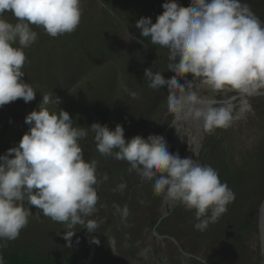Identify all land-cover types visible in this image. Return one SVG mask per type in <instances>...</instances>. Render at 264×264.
<instances>
[{"label": "clouds", "instance_id": "clouds-1", "mask_svg": "<svg viewBox=\"0 0 264 264\" xmlns=\"http://www.w3.org/2000/svg\"><path fill=\"white\" fill-rule=\"evenodd\" d=\"M162 8L155 23L150 17L135 21L142 37L168 49V70L174 74L165 79L151 67L145 68L148 86L169 90L168 108L177 120L200 121L209 133L229 127L239 118L233 115L232 106H201L190 86L195 79L213 91L230 88L242 96L264 91V22L241 0H189L187 7L177 0H166ZM5 13H11L17 22L4 19ZM81 15V0H0V107L17 99L29 103L36 97L37 92L24 81L22 71L26 62L24 49L37 40V32L31 26L57 37L74 32ZM129 39L135 37L129 34ZM188 74L191 81L184 79ZM58 102L55 94L54 98L44 94L38 110L25 116L29 129L18 145L0 155V241L19 237L28 225L32 207L66 226L67 231L62 233L66 247L72 246L76 225L96 233L98 222L86 218L96 212L97 161L86 162L84 148L78 143L89 131L93 134L90 148L96 146L102 155L127 161L130 172L135 170L142 179L154 181L155 194H164L187 209H194L199 222L193 227L197 230L203 231L209 223L217 222L234 201V193L220 181L217 170L192 157L181 158L178 152H170L162 136L135 135L126 139L120 124L114 130L99 122L87 129L73 126L67 111H50L47 107L54 103L57 108ZM246 111H251V105L244 101L241 114ZM107 179L105 173L103 180ZM126 186L122 182L117 190L123 191ZM114 207L127 216L126 206ZM99 243L94 235L89 245ZM4 246L0 243V247ZM91 256L88 250L85 259Z\"/></svg>", "mask_w": 264, "mask_h": 264}, {"label": "rangeland", "instance_id": "rangeland-1", "mask_svg": "<svg viewBox=\"0 0 264 264\" xmlns=\"http://www.w3.org/2000/svg\"><path fill=\"white\" fill-rule=\"evenodd\" d=\"M110 1L115 7L108 6L106 2ZM162 4L160 0H153L149 6L153 12L154 22L163 12ZM122 5L119 0H81V20L77 29L70 34L51 37L43 28L31 26L37 32V40L24 49L26 62L22 71L25 73L24 81L37 93L35 99L29 103L17 99L0 107V155L13 147V140L18 145L22 135L29 129V125L24 122L25 116L34 109L38 110V104L44 94H49L53 98L54 94L59 97L57 108L54 103L47 107L50 111L59 109L71 111L69 115L73 118V126L86 128L93 122L115 126L114 123L121 125V120H117L124 118L126 120L124 129L127 134L130 128L128 125L133 121L134 126H137L136 132L140 131L141 136L147 138L145 134H155L158 130L161 133L172 123L173 115L168 108L169 90L167 88L143 90L144 69L151 67L153 72L165 70L166 64L169 63L168 49L159 45H146L148 38L142 37L139 29L135 27L136 12L132 13L130 5ZM157 7L159 10L153 11ZM115 9L118 11L115 12ZM3 18L13 24L17 22L11 13H5ZM129 34L135 39H129ZM95 42L97 49L93 53L85 54L84 51ZM173 75L170 73L168 77L166 74L163 76L168 79ZM184 79L191 81V74ZM184 79H180V83H184ZM190 87L197 93L198 98L219 101L215 107L230 104L233 115L239 118L234 119L229 127L216 128L211 133L207 132L202 124L201 128L198 127L195 120L190 123L182 120L167 129L165 140L169 151L178 152L181 158L194 159V154L200 164L204 162L205 165L217 170L222 183H226L229 188L233 186L237 188L235 193H238V202L234 207L239 208L237 215L240 216L231 219L229 212H226L221 216V220L228 221V224L221 233L211 234L208 252L211 248L212 253L216 254L214 264H258L259 233H253L249 229L256 224V214L263 199L260 197V190L264 185V95L244 96V101L251 105V111L241 114L243 100L226 102L230 96L237 93L236 91L230 88L227 91H213L195 79ZM77 92L84 100L72 96ZM128 92L136 93V98L128 95ZM121 106L125 110L120 116ZM85 110L89 112L86 113ZM91 112L92 115L89 117L88 114ZM16 132L17 135L13 138ZM84 140L86 138L78 141L82 149ZM96 161L99 162V156L96 157ZM104 161L107 162L101 172L97 168L96 173L98 179L95 186L98 195L96 212L86 218L96 220L99 224L96 230L106 237L102 241L95 235L100 242L99 247L103 249V245L109 240L114 241L115 247H118L125 243L126 238L128 246L132 243V247L139 249L135 257L128 255L129 264H163L162 260L167 262V258L163 256L171 247L170 240H158L154 237L155 232L160 236L157 232L160 223L155 229L154 224L155 218L161 214V200L157 206L156 199L153 207L151 203L148 205L136 203L140 210V217L137 220L129 213L126 217L122 216L114 205L124 208L127 192L125 189L117 190L119 178L110 180L107 172L110 163L121 161L116 160L114 156ZM105 173L108 176L107 180H103ZM30 210L32 215L41 211L34 207ZM31 216L29 222L40 226L41 220ZM116 220L121 221V225L115 224ZM244 223L249 227L248 242L244 246H239L240 237H236L235 234ZM184 228L192 231L193 227L190 225ZM246 230L247 227L242 232ZM112 233L115 234L113 239ZM91 245L88 246V250L93 251V257L97 244ZM229 252L235 254L234 258L230 257ZM114 261L115 259H110V262Z\"/></svg>", "mask_w": 264, "mask_h": 264}, {"label": "flooded vegetation", "instance_id": "flooded-vegetation-1", "mask_svg": "<svg viewBox=\"0 0 264 264\" xmlns=\"http://www.w3.org/2000/svg\"><path fill=\"white\" fill-rule=\"evenodd\" d=\"M171 125L172 123L169 126L165 127L161 131V133L159 132V130L158 132L156 131L155 135H158L160 133L159 136H162L163 131L166 128H170ZM108 128L110 130H114L115 126L110 125L108 126ZM167 134L168 133H166L165 137H163L164 139H166ZM175 137L178 139V136L176 134ZM193 156L194 159H197V157L194 154ZM121 162L124 164V166L127 165V161H121ZM198 162L200 163L199 159ZM202 165H205L204 162H202ZM122 179L125 181L127 185V189H126L127 197L125 199V203L128 208V213L131 216H133L136 220L140 217V210L136 206V203H141L142 205H148L149 203H151V207H153V202L156 199L158 200L157 206L161 200V214L155 218L156 221L154 224L155 226L153 225L155 229L157 224L160 223V227L158 228L157 231L160 236H157L155 234L156 233L155 231H154L155 233L154 232L153 233H154V237L158 238V240L169 239L171 242V247L165 251L163 256V258L164 257L167 258V262L162 260L163 264H203L204 260L206 264H214V258L216 254L212 253L211 248H210V252H208V246L212 240L211 234H213L214 232L221 233L224 226L228 224V221L221 220L220 217L217 222L209 223L208 227L205 230L203 231L197 230L193 227L194 224L199 222L196 218L195 210L187 209L179 202H174L170 200L164 194H160V195L155 194L153 191V184H152L154 183V181H147L145 179H142L137 174L136 171H134L133 173L131 172V174H129L127 177H124ZM235 196L236 198L234 199V201L227 205L226 212H229V214L231 215V219L240 216L237 215L239 208L234 207L235 204L238 202L237 195ZM262 198L264 199V196ZM257 221H258V212L256 214V224L252 225L250 229L248 226H246L245 223L238 228L235 234L236 237L243 236L242 230L245 227H247L244 238H242L243 240H246V243L239 244V246H244L245 244H247L248 229L253 233H259ZM114 223L117 224L118 226L121 225V221L116 220ZM190 225H192L193 227L192 231H190L188 228H184ZM94 235H98L99 240L102 241H104L106 238L104 235L100 233H92L91 238ZM114 235L115 234L112 233V239ZM124 235L127 236V233H125ZM126 242L128 241L125 238L124 244L115 247V244L113 245V242L109 240L107 244L103 245L104 249H101L99 247L100 249L99 251L97 246L96 251H94L95 256L93 257L91 256L92 258L90 257L84 260H89L87 264H129V260H127L129 258L128 255H133L135 257L139 249L132 247L133 246L132 243H129L128 246ZM258 244H259L258 264H264V256L262 255L260 238ZM110 246L112 247V249ZM87 253L88 250L86 251L84 257L87 255ZM229 253H230L229 254L230 257L234 258L235 254L233 252H229ZM110 259H115V261L110 262ZM84 260L82 262H84Z\"/></svg>", "mask_w": 264, "mask_h": 264}, {"label": "trees", "instance_id": "trees-1", "mask_svg": "<svg viewBox=\"0 0 264 264\" xmlns=\"http://www.w3.org/2000/svg\"><path fill=\"white\" fill-rule=\"evenodd\" d=\"M119 1L123 3L124 6L130 5L132 7L133 9L132 13L134 14L136 12L137 20L140 17H150L152 19V22L155 23L152 17L153 15L152 9L149 7L152 4L153 0H144L143 2H141V0H131V2L126 0H119ZM160 1L163 3L166 2V0H160ZM241 2L248 4L251 10L255 13V15L261 20V22H264V0L261 1L241 0ZM106 3L108 4V6L115 7V4H112L111 1ZM177 3L187 7L189 4V0H177ZM117 8H119L120 10V6H118ZM150 10L151 12H149ZM158 10L159 8L157 7V9L153 11L157 12ZM117 11L118 10L115 9V12ZM116 15L119 19H121V17L118 14ZM138 32L140 33V30ZM95 44L96 42L94 43V45L91 46L88 45L89 49L85 50L84 53L85 54L93 53L97 49ZM146 45L153 46L151 44L150 38H148V40L146 41ZM88 62L91 63V61ZM168 64H166L167 68L165 70L163 71L155 70V72H160L162 75L166 74V77H168L171 73L168 70ZM87 66H89V64H87ZM45 67H46V63H45ZM143 81L145 83V85L143 86V90L150 89V87L148 86V81L146 79H144ZM173 91L177 92V90H173ZM127 94L130 95V92H128ZM76 96L84 100L83 96H80L79 93ZM124 110H125L124 107L121 106L119 110L120 116ZM85 112L88 113L89 111L85 110ZM91 115L92 112L88 114L89 117ZM120 120H121V126L124 128L126 120L123 118L117 121ZM114 125L116 126L117 124L114 123ZM136 127L137 126H134V122L132 121L131 125H128L129 128L128 134L124 129V133L127 134V136H125L126 139H129L135 135L141 136L140 131L136 132L137 129ZM16 135L17 132L12 137L14 138ZM147 135L148 134H145L146 137ZM17 140H19L18 136H17ZM90 141H91V136H88L87 139L84 140L83 142L84 153H85L84 159L86 162H91L92 160L96 161V157L99 156V162H97V168L101 172L103 165L107 162L104 161V159L108 160L109 156L100 154L96 146L90 148L89 145ZM14 146H17V142L15 140H13V147ZM129 168L130 165L124 166L122 162L110 163V166L107 169L108 175L111 177L110 180L111 179L116 180V178L118 177L119 180L117 182V186L122 182L125 183V181L122 178L127 177L129 174H131V172L133 173L135 171L133 170L130 172ZM126 189L127 186L125 190ZM230 189L232 190L234 195L238 196V193H235L237 191L236 187L233 186ZM263 196H264V185L261 186V190H260V197L262 198ZM31 217H35L36 220H41L42 222L41 225L35 226L31 222H28V225L21 230L20 235L16 240L6 241V242L0 241V243H4L6 245L4 247H0V256L3 257V264H78L79 263V261L83 258L86 251L88 250L92 233H88L87 230L84 229L83 225H76L73 229L74 231H76V233L72 237V241H73L72 246L66 247L65 246L66 242L62 237V233L67 231V228L63 223L54 222L49 217L44 216L42 211L33 214ZM95 232L98 233L100 231L95 229ZM242 235L243 236H239L240 244L246 243V240L242 239L244 238L245 232L244 233L242 232ZM77 237H79V243H76ZM99 244L97 246H98V250L100 251Z\"/></svg>", "mask_w": 264, "mask_h": 264}, {"label": "water", "instance_id": "water-1", "mask_svg": "<svg viewBox=\"0 0 264 264\" xmlns=\"http://www.w3.org/2000/svg\"><path fill=\"white\" fill-rule=\"evenodd\" d=\"M256 95H264V91L263 92H258ZM246 96V95H244ZM244 96H242L241 94H239L238 92L234 95V96H231L229 97V99H227V102L228 103H231L233 102L235 99H240V100H243ZM200 102H201V106H204V105H208V104H211L212 106L213 105H216L218 104L216 102V100H213V99H205V98H199ZM244 101V100H243ZM172 115H173V120H172V127L175 126L177 123L181 122L182 120L186 121V122H191V121H194L193 119L191 118H188V119H184V118H181L179 120L176 119V114L173 113V112H170ZM196 123L198 124V127L200 126L201 127V122L200 121H197L195 120ZM167 129L166 128L162 134V137H165L166 135V132H167ZM176 131H177V126H176ZM257 226H258V229H259V238H260V243H261V247H262V255L264 256V199L262 200L261 204H260V207L258 209V221H257ZM92 246V245H91ZM93 253V251H90V255ZM85 258H82L78 264H87L89 260H84ZM84 260V262H82Z\"/></svg>", "mask_w": 264, "mask_h": 264}, {"label": "crops", "instance_id": "crops-1", "mask_svg": "<svg viewBox=\"0 0 264 264\" xmlns=\"http://www.w3.org/2000/svg\"><path fill=\"white\" fill-rule=\"evenodd\" d=\"M76 95H78V92L77 93H75V94H72V96H76ZM62 99V98H61ZM62 100H66V99H62ZM69 114L71 113L70 111L68 112ZM88 127V126H87ZM87 127L85 128V129H87ZM88 136H91L92 138H93V134L89 131L88 132V135L85 137V138H87ZM81 140V139H80Z\"/></svg>", "mask_w": 264, "mask_h": 264}, {"label": "bare ground", "instance_id": "bare-ground-1", "mask_svg": "<svg viewBox=\"0 0 264 264\" xmlns=\"http://www.w3.org/2000/svg\"><path fill=\"white\" fill-rule=\"evenodd\" d=\"M224 90H225V91H227V90H228V88H225Z\"/></svg>", "mask_w": 264, "mask_h": 264}]
</instances>
